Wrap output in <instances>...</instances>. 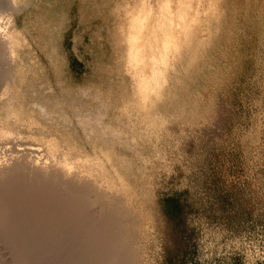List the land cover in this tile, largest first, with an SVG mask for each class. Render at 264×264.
Masks as SVG:
<instances>
[{
  "label": "rangeland",
  "instance_id": "1",
  "mask_svg": "<svg viewBox=\"0 0 264 264\" xmlns=\"http://www.w3.org/2000/svg\"><path fill=\"white\" fill-rule=\"evenodd\" d=\"M27 1L14 141L52 140L108 183L135 264H264V0H210L209 37L144 108L115 49L137 0Z\"/></svg>",
  "mask_w": 264,
  "mask_h": 264
},
{
  "label": "bare ground",
  "instance_id": "2",
  "mask_svg": "<svg viewBox=\"0 0 264 264\" xmlns=\"http://www.w3.org/2000/svg\"><path fill=\"white\" fill-rule=\"evenodd\" d=\"M208 2L137 0L125 9L115 49L139 108L162 97L209 37ZM27 5L0 0V136L12 141L0 146V264H135L129 207L108 183L83 158L56 153L52 140L48 153L14 141L7 125L27 116L15 99L29 41L15 17Z\"/></svg>",
  "mask_w": 264,
  "mask_h": 264
}]
</instances>
